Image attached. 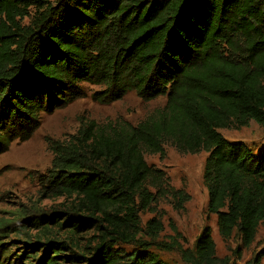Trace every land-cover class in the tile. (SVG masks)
Instances as JSON below:
<instances>
[{
  "label": "trees",
  "instance_id": "trees-1",
  "mask_svg": "<svg viewBox=\"0 0 264 264\" xmlns=\"http://www.w3.org/2000/svg\"><path fill=\"white\" fill-rule=\"evenodd\" d=\"M83 83L101 88L100 103L132 92L164 104L135 125L91 124L50 142L39 181L63 208L0 220V264H168L158 253L172 249L184 264H236L216 258L208 226L182 249L174 226L166 245L159 218L142 224L161 202L181 211L190 199L143 155L205 152L207 215L223 241L250 247L264 227V148L218 131L264 129V0H0V156ZM263 259L264 247L244 264Z\"/></svg>",
  "mask_w": 264,
  "mask_h": 264
},
{
  "label": "rangeland",
  "instance_id": "rangeland-1",
  "mask_svg": "<svg viewBox=\"0 0 264 264\" xmlns=\"http://www.w3.org/2000/svg\"><path fill=\"white\" fill-rule=\"evenodd\" d=\"M55 2V0H47ZM26 22V20H24ZM83 95L70 105L50 114H41L40 126L25 142H14L7 152L0 156V220L17 223L22 214L32 218L63 207L62 198L47 196L42 191L39 179L50 168L52 153L50 142L64 143L70 140L78 129L88 128L91 124L105 125L116 122L137 124L149 115L155 108L164 104L163 98L143 101L134 93L126 94L123 99L113 103H100L92 99L100 87L88 83L81 84ZM220 135L228 142H241L256 153L264 148V129L250 122L247 127L220 129ZM205 152L198 154H179L170 145L164 146V158L158 155L144 154L143 158L148 166L164 171L172 188L183 190L189 201L183 210L175 211L168 201L157 206L156 213L141 214L144 224L152 217L160 219L163 232L158 242L169 244L174 237L170 226L176 228L180 239H175L182 249H192L195 241L205 226L211 231L217 259L227 258L236 264H244L264 247V227L259 226L253 243L244 248L238 235L223 241L217 234L216 217L208 216L207 191L202 176ZM30 236L35 234L30 232ZM20 241L19 237H11ZM18 246V245H17ZM127 250H129L127 248ZM239 251L237 258L235 252ZM18 252V250H17ZM14 253V252H13ZM160 259L168 264H184L179 252L175 249L158 253ZM264 259L262 260V264Z\"/></svg>",
  "mask_w": 264,
  "mask_h": 264
}]
</instances>
